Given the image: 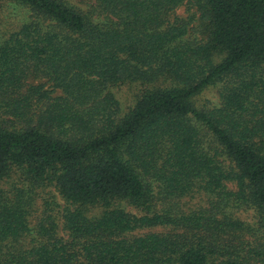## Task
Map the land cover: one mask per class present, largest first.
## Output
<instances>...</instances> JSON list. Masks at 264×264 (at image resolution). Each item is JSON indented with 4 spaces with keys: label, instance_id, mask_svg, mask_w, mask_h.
<instances>
[{
    "label": "trees",
    "instance_id": "trees-1",
    "mask_svg": "<svg viewBox=\"0 0 264 264\" xmlns=\"http://www.w3.org/2000/svg\"><path fill=\"white\" fill-rule=\"evenodd\" d=\"M12 1L0 264H264V0Z\"/></svg>",
    "mask_w": 264,
    "mask_h": 264
},
{
    "label": "rangeland",
    "instance_id": "rangeland-1",
    "mask_svg": "<svg viewBox=\"0 0 264 264\" xmlns=\"http://www.w3.org/2000/svg\"><path fill=\"white\" fill-rule=\"evenodd\" d=\"M177 14L180 16L187 15V6L183 5L177 9ZM30 12L26 6L12 0H0V44L9 34L18 30L20 26L29 18ZM143 85L140 83H126L113 89L117 99L120 102L123 113L128 112L136 103V100L141 92ZM218 87H208L194 97L193 103L198 108H209L219 103ZM20 172L16 173L14 180L18 179ZM53 200L57 209V205L63 204V200L54 188H49L45 193L41 192L37 202L42 203V198ZM200 197L195 198L194 202H199ZM98 212V210H95ZM243 217L251 220V213L246 212ZM159 230V229H158Z\"/></svg>",
    "mask_w": 264,
    "mask_h": 264
}]
</instances>
